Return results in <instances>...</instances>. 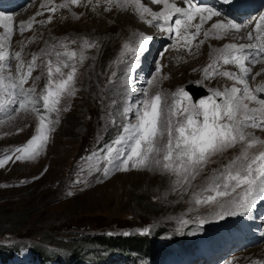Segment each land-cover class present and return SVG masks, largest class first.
<instances>
[{"label":"rangeland","instance_id":"obj_1","mask_svg":"<svg viewBox=\"0 0 264 264\" xmlns=\"http://www.w3.org/2000/svg\"><path fill=\"white\" fill-rule=\"evenodd\" d=\"M88 1L92 3L94 0H81L79 5L69 4L68 7H61L66 0H34L29 6L21 8L20 4L14 7L11 50L20 51L26 63L33 54H40L41 50L53 51L52 45L60 41L70 43L71 40H77L78 43L71 45V48L79 50V41L86 38L96 43L97 47L85 53L88 59L79 67L77 94L62 101V109L67 110L61 111L46 150L34 160L16 161L13 156L4 167H0V213L10 217L16 214L20 216L2 225L0 231L5 233L0 235V244L21 246L31 243L45 250L54 247L67 252H79L82 243L77 238L90 233L138 234L144 235L142 238L146 240L145 244L134 250L142 260L127 257L128 261L114 264H206L205 255L209 258L207 251L213 250L218 254L210 264H264V201L256 205L259 207L257 218L252 217V210L240 217L224 218L228 221L214 220L209 216V209L201 207L199 211L190 212L192 205L188 201L191 193L182 195L183 190L173 191L171 179L160 172L133 168L104 176L96 171L98 167L103 169L104 166L100 150L110 145L120 133L123 118L118 110L124 104L125 95L135 101L139 91L147 88L146 81L153 77H156V82L149 90L150 95L157 91L170 94L180 88L186 91L188 86L193 85L197 87L196 91L201 88L208 92L209 89L232 87L235 81L224 76L205 79L203 69L213 62L216 49L228 43L247 44L240 37L247 34L248 25L243 28V33L240 32V37L205 38L204 31L210 28L209 21L201 27L200 36L193 41L189 51L183 41L178 43L177 38L174 41L155 23H147L151 19L150 15H145L143 20L133 18V25L125 24L118 17L126 9L108 4L95 13L88 7ZM262 1L258 0L257 3L264 5ZM100 2L98 0L92 5L101 6ZM182 5L185 4L177 6ZM53 8L55 11H52ZM24 10L27 14L20 15ZM130 10L133 12L135 9ZM152 10L160 12L158 8ZM222 19L225 18L222 16ZM250 19L247 24L251 22ZM21 22H31V29L20 33L18 25ZM255 26L252 25V31ZM230 32L235 33L234 30ZM140 33L152 37L148 51L141 56L135 53L121 56L123 44L130 41L134 45ZM188 33L194 34L195 28H189ZM55 51L62 52L63 49L57 47ZM48 58L55 59L54 56H42V59ZM118 58L124 62L114 65L113 62ZM133 59L138 67H132L129 72ZM157 66L160 68L159 73ZM143 67L147 75L143 74L144 70H140ZM218 68L220 72H239L237 67L222 63ZM41 71L43 69L38 68L33 77L39 76ZM113 71L117 73L113 78L114 86L108 83ZM252 73L248 78L250 87L261 86L264 83V63L259 61L255 64ZM125 81L129 83L125 84ZM32 83L33 80H30L28 87ZM45 83V78L37 82L38 93ZM113 100L117 103L115 107H110ZM1 113L0 156L26 144L35 134L38 124V116L32 112L21 111L12 120ZM52 119H56L55 114H52ZM112 119L115 125L110 122ZM248 131L264 139V129ZM237 151L238 148L231 149L224 157L230 158ZM90 152L94 153L90 165L83 168L81 157ZM215 159L219 163L224 162L222 158ZM218 166V163L209 164L205 173L197 177L195 184L201 183L204 175ZM77 179L86 183H76ZM69 192L72 194L69 195ZM198 217H207L208 222L201 226ZM182 218L191 223L181 226ZM243 219L258 227L254 225L247 237L233 240L230 244L226 239L225 226L238 225ZM144 229H150V232L143 234ZM236 231L227 228V238L236 236ZM157 235L161 236L157 238ZM155 243L158 244L159 252L156 259L151 260L149 249ZM195 253L201 256L193 261Z\"/></svg>","mask_w":264,"mask_h":264},{"label":"snow or ice","instance_id":"obj_2","mask_svg":"<svg viewBox=\"0 0 264 264\" xmlns=\"http://www.w3.org/2000/svg\"><path fill=\"white\" fill-rule=\"evenodd\" d=\"M107 2L111 7L134 8L142 20L145 15H150L147 23H155L170 38H177L178 43L183 41L189 51L202 25L222 15L214 7L198 5L194 0H184L186 7H178L170 0H152L154 4L163 5L160 12L152 11L141 0ZM225 2L231 3V0ZM80 3L81 0H66L61 7ZM173 16H176L174 22ZM197 17L199 23L193 25L192 21ZM31 27V22H21L18 31L23 33ZM192 27L195 33L190 35L188 29ZM243 27V24L232 19L218 20L204 31V36L223 39L229 31L239 33ZM0 28L3 29L0 33V111L5 112L8 120L21 111L38 116L35 134L27 143L0 156V167H4L13 156L16 161L34 160L46 150L61 111L67 110L62 109V101L77 94L79 67L88 59L85 53L97 47V44L82 38L80 48L76 50L71 45L77 44V40L70 43L60 41L52 45L53 51L41 50L26 63L20 51L11 50L13 17L0 12ZM245 38L255 43L225 44L223 48L215 50L213 62L203 69L205 79L220 75L235 81L230 88L209 89L210 95L193 102L183 88L170 94L157 91L150 95L149 90L156 82V77H153L146 81L147 88L139 91L135 101L125 95L124 104L118 110L123 118L120 133L110 145L100 150L104 166L96 171L104 176L133 168L160 172L171 179L173 191L183 190L182 195L191 193L188 201L192 205L190 212L203 207L210 210L209 216L214 220L242 216L251 212L258 202L264 201V139L248 131L264 129V87H250L248 78L252 75V69L246 66L264 59V55H261L264 54V17L260 18L254 31L240 37ZM151 39V36L138 34L134 45L130 41L123 44L121 56L131 53L141 56L148 51ZM57 47L63 51H55ZM42 56H54L55 59H42ZM122 62L118 58L113 63L118 65ZM220 63L236 65L239 72H220ZM132 67H138L135 59L129 72ZM38 68L43 71L33 77ZM159 71L157 66V73ZM116 75L115 71L111 73L109 84L114 86L113 78ZM41 78H45L46 83L38 93L37 82ZM29 80H33L32 86L26 87ZM116 103L113 100L110 107H115ZM52 114L56 115V119H52ZM110 122L115 125L114 119ZM237 148L236 154L230 158L224 157L226 152ZM217 157L224 162L219 163L215 159ZM213 163L219 166L204 175L201 183L195 184L197 177L203 175L208 165ZM75 182L86 183L80 179ZM197 220L201 226L208 222L207 217H198ZM189 223L191 221L188 219L180 220L181 226ZM149 232L150 229L143 230V234Z\"/></svg>","mask_w":264,"mask_h":264},{"label":"trees","instance_id":"obj_3","mask_svg":"<svg viewBox=\"0 0 264 264\" xmlns=\"http://www.w3.org/2000/svg\"><path fill=\"white\" fill-rule=\"evenodd\" d=\"M20 216L13 215V216H4L2 213H0V228L2 225H5L6 221L9 219L12 220H17L19 219ZM1 230V229H0ZM5 231H0V235H3ZM143 236H140L138 234H130L128 237H122L121 236H116V237H106L104 233H99V234H88L85 236H82L80 238H77V241L82 243L81 249H79V252L70 251L69 258L73 259L74 257H78L80 252L85 251V248H93V247H103V248H123V249H132L135 250L136 248L140 247L141 245L146 243V240L142 238ZM19 247V245L15 246H7V245H1L0 244V261L6 262L10 261L13 257V252L14 250ZM155 246L149 249V253L152 254L154 252ZM38 249V260L39 262H42L43 264L48 263L51 259L55 257V255H51L49 252H47L44 248H39ZM17 253L19 250L16 251ZM82 258H80L81 260Z\"/></svg>","mask_w":264,"mask_h":264},{"label":"bare ground","instance_id":"obj_4","mask_svg":"<svg viewBox=\"0 0 264 264\" xmlns=\"http://www.w3.org/2000/svg\"><path fill=\"white\" fill-rule=\"evenodd\" d=\"M101 2H100V4H101V6H94V5H92V4H96V3H98V0H94V1H92V3H89V1H88V3L90 4V5H88V7L90 8V10L92 11H94L95 13H99L100 12V8L103 10L106 6H108V2H107V0H100ZM257 1L258 0H253L252 1V3H250L249 5L253 8L252 9V12H258V13H254V14H252V15H249L250 13H247V16L246 17H244L243 19H238V20H236V19H232V20H234L235 22L236 21H239V23H241V24H244L245 22H247V20H249L250 18V20H251V22H252V24H251V22L249 23L248 22V30H247V32H249V31H252V25L254 26L255 24H257V23H259L260 22V18L261 17H264V5H262V4H258L257 3ZM86 2H87V0H86ZM141 2L144 4V5H147L146 7H149V8H158V9H160V11H162L163 10V5H160V4H156L157 6H155L152 2H151V0H141ZM170 2L171 3H175L176 5H179V4H182V3H184V0H170ZM263 2V1H262ZM258 4V6H257V4ZM260 3V2H259ZM264 3V2H263ZM87 4V3H86ZM110 7V6H109ZM178 7H181V6H178ZM116 8H120V7H116ZM130 8H132V7H127V8H123V9H126V12H121V17H118L119 18V21H124L123 23H128V24H132V20H134L133 18H140V16H139V14L135 11V10H133V12H131V10H130ZM120 11V10H119ZM153 11V10H152ZM27 11H23L22 13H20V15L21 14H25ZM157 12V11H156ZM102 13H104L103 11H102ZM27 14V13H26ZM123 14V15H122ZM5 15H10V16H13V12H6L5 13ZM96 15V14H95ZM101 15V14H100ZM116 15V14H115ZM222 16L223 15H221L220 17H213L212 18V21H210V23H209V27L211 26V24L213 23V22H215V21H218V20H224V21H226V20H228L226 17H224L225 19H222ZM254 16V17H253ZM256 16H258L259 17V20L257 19V20H255L256 19ZM107 17V16H106ZM95 18V17H94ZM98 19V18H97ZM176 19V16H173V22H174V20ZM229 19H231V18H229ZM209 22V21H208ZM244 22V23H243ZM255 22H257V23H255ZM196 24L197 23H199V21H197V22H195ZM133 25V24H132ZM208 25V24H207ZM203 26V25H202ZM205 26H206V24H205ZM207 28V27H206ZM244 28V27H243ZM243 28H242V30H243ZM191 30V29H190ZM242 30H241V32H242ZM233 31V30H232ZM235 31V30H234ZM1 32H3V29H1L0 28V33ZM191 32V31H190ZM192 33V32H191ZM190 33V34H191ZM243 33V32H242ZM240 32L239 33H237V32H235V33H231L230 31L224 36V38H226V37H230V36H239L240 37ZM168 35V34H167ZM163 36V35H162ZM169 36V35H168ZM200 36V35H199ZM211 37V36H210ZM245 37H246V35H245ZM175 37L173 36V39H174ZM245 40L247 41V43H255V41H248L246 38H245ZM174 41H176V39H174ZM188 49V48H187ZM194 51V50H193ZM253 55H256V53H253ZM261 55H264V54H261ZM261 62H263L264 61V59H262V60H260ZM259 63V62H258ZM229 66L230 67H237L236 65H232V64H229ZM246 66H248V67H250L251 69H254L255 68V65H251V64H247ZM257 67H260L259 65H257ZM238 68V67H237ZM236 68V69H237ZM256 70V69H255ZM236 71V70H235ZM238 71H239V69H238ZM253 74V73H252ZM257 87H264V83H262L261 84V86L260 85H258ZM256 88V87H255ZM198 92V91H197ZM199 94V93H198Z\"/></svg>","mask_w":264,"mask_h":264},{"label":"water","instance_id":"obj_5","mask_svg":"<svg viewBox=\"0 0 264 264\" xmlns=\"http://www.w3.org/2000/svg\"><path fill=\"white\" fill-rule=\"evenodd\" d=\"M197 87L195 86V85H193V86H188L187 87V90H188V92H190L191 93V95L194 97V99L195 100H197V99H200V98H202V97H204V96H207V95H209V92L208 91H205L204 89H201V88H199V90H195ZM199 93V94H198Z\"/></svg>","mask_w":264,"mask_h":264}]
</instances>
